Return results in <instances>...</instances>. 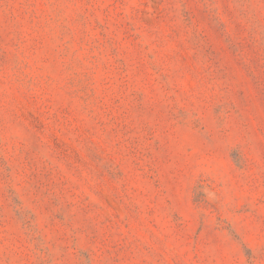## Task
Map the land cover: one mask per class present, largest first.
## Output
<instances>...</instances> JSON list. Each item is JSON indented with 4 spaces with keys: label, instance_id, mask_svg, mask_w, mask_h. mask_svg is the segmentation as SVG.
<instances>
[{
    "label": "rangeland",
    "instance_id": "rangeland-1",
    "mask_svg": "<svg viewBox=\"0 0 264 264\" xmlns=\"http://www.w3.org/2000/svg\"><path fill=\"white\" fill-rule=\"evenodd\" d=\"M0 264H264V0H0Z\"/></svg>",
    "mask_w": 264,
    "mask_h": 264
}]
</instances>
